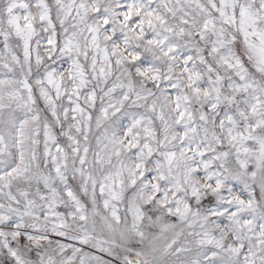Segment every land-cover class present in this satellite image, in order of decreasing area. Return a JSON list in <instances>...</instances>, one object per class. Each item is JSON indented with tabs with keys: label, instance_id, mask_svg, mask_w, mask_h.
I'll list each match as a JSON object with an SVG mask.
<instances>
[{
	"label": "snow or ice",
	"instance_id": "1",
	"mask_svg": "<svg viewBox=\"0 0 264 264\" xmlns=\"http://www.w3.org/2000/svg\"><path fill=\"white\" fill-rule=\"evenodd\" d=\"M0 264H264V0H0Z\"/></svg>",
	"mask_w": 264,
	"mask_h": 264
}]
</instances>
